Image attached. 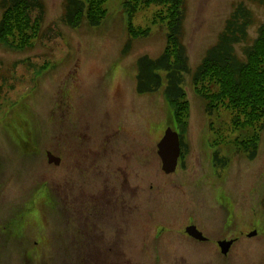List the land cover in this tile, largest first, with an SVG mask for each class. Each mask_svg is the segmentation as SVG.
<instances>
[{"label": "rangeland", "instance_id": "374dc122", "mask_svg": "<svg viewBox=\"0 0 264 264\" xmlns=\"http://www.w3.org/2000/svg\"><path fill=\"white\" fill-rule=\"evenodd\" d=\"M41 1L45 19L32 47L19 50L0 42V264H264V129L250 159L232 144L240 132H232L229 113L208 117L190 75L183 85L189 113L183 133L174 124L165 83L153 94L136 92L137 61L159 58L167 46L165 25L152 21L155 6L130 17L125 0H108L99 26L82 20L80 27L69 28L61 22L64 0ZM241 2L252 13L250 44L264 23V0H183L180 43L192 71ZM1 15L0 8V21ZM128 22L134 29H147V35L129 41ZM128 41L131 48L124 55ZM241 48L236 47L240 57ZM60 120L69 153L76 120L94 138L107 133L143 140L148 209L134 213L126 236H121L126 256L87 259L78 234L77 176L72 167L64 171L49 165L45 154L58 156ZM167 127L179 132L183 148L176 172L169 175L162 172L156 149ZM214 153L224 167H213ZM64 196L72 212L70 226ZM147 217L166 226L158 233V252L149 254L143 243H155L150 241L153 225L143 221ZM188 223L198 226L210 243L204 246L184 236L182 226ZM100 228L106 244H94L99 249L114 245V225L102 223ZM253 231L255 236L240 237L227 256L212 244L224 235ZM128 244L132 249L125 250Z\"/></svg>", "mask_w": 264, "mask_h": 264}, {"label": "trees", "instance_id": "16d2710c", "mask_svg": "<svg viewBox=\"0 0 264 264\" xmlns=\"http://www.w3.org/2000/svg\"><path fill=\"white\" fill-rule=\"evenodd\" d=\"M108 0H64L61 22L69 28L80 27L86 20L97 27L104 20V4ZM250 1V0H249ZM126 12L132 17L139 10L156 7L153 22L166 28V48L156 59L142 56L136 63V92L153 94L165 83L164 96L172 107L174 124L186 131L189 116L183 88L184 77L190 75L193 90L205 102V112L229 113L232 132L240 136L233 145L253 159L258 147L259 132L264 129V23L256 30V37L248 44L249 28L253 24L251 11L238 3L227 18L215 44L192 71L185 46L180 43L185 13L183 0H125ZM0 42L11 48H31L42 30L45 8L41 0H0ZM127 33L132 38L146 36L148 30L134 29L128 22ZM125 44L123 54L130 50ZM242 45V57L236 47ZM222 143V139H218ZM214 160L219 161L214 155Z\"/></svg>", "mask_w": 264, "mask_h": 264}, {"label": "flooded vegetation", "instance_id": "af4514ba", "mask_svg": "<svg viewBox=\"0 0 264 264\" xmlns=\"http://www.w3.org/2000/svg\"><path fill=\"white\" fill-rule=\"evenodd\" d=\"M59 102H57V107H59L57 113L60 119L61 107ZM58 124L61 130V120ZM73 125L74 132L72 131L71 134L73 142L70 148L72 155L68 152L69 149L65 145V136L62 130L58 133L57 153L60 159L59 165L64 168V171L68 167H72L70 171L77 176L75 178L77 193L75 198L77 202L76 213L81 222L78 234L84 246L83 250H85L87 259L103 256V254L126 256L122 247V245H125L123 237L128 232L127 229L129 224L132 223V217L134 213L140 211L143 207H146L143 213L147 212L148 209L149 200L147 194H145V186L147 184L142 172L144 165L143 140L136 136L108 137L107 133H101L98 138H94L87 130L81 129L78 120ZM63 176H65V172ZM63 181L67 184L69 183L66 180V176ZM152 188L151 186L150 189ZM66 191H68V187L65 189ZM68 196L70 199L72 198L71 190ZM68 196H64L63 199L64 210L66 211L65 222L70 226L72 223V212L69 210ZM147 215L143 214L141 217L145 218ZM148 216L150 217V215ZM149 217H147L148 221L147 219L143 221L146 226L153 225L154 228L151 229L153 232L152 239L150 241H154L155 245L150 244L147 246L148 242L143 243V248L148 249L143 250L145 254L158 252L159 246L156 244L160 242L162 237V234L158 233L166 228V226ZM107 219L110 221L104 222ZM119 219L121 222H118ZM111 220H114V222H111ZM102 223L110 225L111 228L114 225L117 235L114 245L103 246V249H99L94 243L106 244L105 235L100 228ZM190 226L197 228L206 240L198 241L189 237L185 231ZM182 231L188 239L204 246L211 241L210 237H206L195 224L188 223L182 226ZM246 235L243 232L229 237L224 235V237L217 239L212 244L214 247H218L220 242L233 241L232 246H234L240 240V237ZM121 239H123V243ZM127 241L130 242L129 239ZM126 249L132 248L129 245Z\"/></svg>", "mask_w": 264, "mask_h": 264}, {"label": "water", "instance_id": "95a60500", "mask_svg": "<svg viewBox=\"0 0 264 264\" xmlns=\"http://www.w3.org/2000/svg\"><path fill=\"white\" fill-rule=\"evenodd\" d=\"M157 149L160 160H162V171L165 172L166 174L174 172L178 162L177 159L180 154L179 137L177 136V134L173 132L170 128H167L162 140L157 144ZM47 158H48V164H52V165L59 164V159L56 158L54 155L47 153ZM186 232L193 239L195 238L200 241L205 240L202 237L201 233H199L195 227H188L186 229ZM255 234L256 232L253 231L251 234L248 235V237H252ZM231 244L232 241L219 243V247L222 255L228 254Z\"/></svg>", "mask_w": 264, "mask_h": 264}]
</instances>
